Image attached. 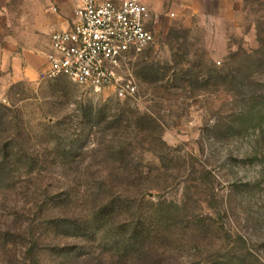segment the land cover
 I'll return each mask as SVG.
<instances>
[{
    "label": "rangeland",
    "instance_id": "obj_1",
    "mask_svg": "<svg viewBox=\"0 0 264 264\" xmlns=\"http://www.w3.org/2000/svg\"><path fill=\"white\" fill-rule=\"evenodd\" d=\"M148 4L134 97L0 73V264H264V0Z\"/></svg>",
    "mask_w": 264,
    "mask_h": 264
},
{
    "label": "built area",
    "instance_id": "obj_2",
    "mask_svg": "<svg viewBox=\"0 0 264 264\" xmlns=\"http://www.w3.org/2000/svg\"><path fill=\"white\" fill-rule=\"evenodd\" d=\"M151 19L148 0H78L70 26L51 34L45 76L134 97L131 63L155 39Z\"/></svg>",
    "mask_w": 264,
    "mask_h": 264
},
{
    "label": "crops",
    "instance_id": "obj_3",
    "mask_svg": "<svg viewBox=\"0 0 264 264\" xmlns=\"http://www.w3.org/2000/svg\"><path fill=\"white\" fill-rule=\"evenodd\" d=\"M77 1L0 0V73L15 81L37 80L44 75L51 34L70 26ZM242 1L175 0L186 8L220 9L216 16L226 15L224 8L241 7Z\"/></svg>",
    "mask_w": 264,
    "mask_h": 264
},
{
    "label": "trees",
    "instance_id": "obj_4",
    "mask_svg": "<svg viewBox=\"0 0 264 264\" xmlns=\"http://www.w3.org/2000/svg\"><path fill=\"white\" fill-rule=\"evenodd\" d=\"M216 79H226L228 78V75H222L221 73H214ZM246 245V244H245Z\"/></svg>",
    "mask_w": 264,
    "mask_h": 264
}]
</instances>
